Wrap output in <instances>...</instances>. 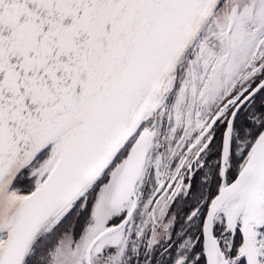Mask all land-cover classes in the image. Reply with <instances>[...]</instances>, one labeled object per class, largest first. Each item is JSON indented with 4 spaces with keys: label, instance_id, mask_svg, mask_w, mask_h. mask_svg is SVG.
Returning a JSON list of instances; mask_svg holds the SVG:
<instances>
[{
    "label": "snow or ice",
    "instance_id": "1",
    "mask_svg": "<svg viewBox=\"0 0 264 264\" xmlns=\"http://www.w3.org/2000/svg\"><path fill=\"white\" fill-rule=\"evenodd\" d=\"M0 264H264V0H0Z\"/></svg>",
    "mask_w": 264,
    "mask_h": 264
}]
</instances>
